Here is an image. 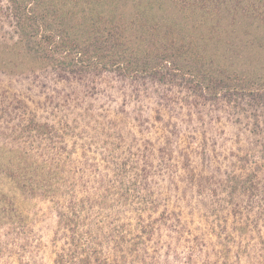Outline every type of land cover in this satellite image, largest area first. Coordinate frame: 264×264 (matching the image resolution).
Returning a JSON list of instances; mask_svg holds the SVG:
<instances>
[{
  "label": "trees",
  "instance_id": "obj_1",
  "mask_svg": "<svg viewBox=\"0 0 264 264\" xmlns=\"http://www.w3.org/2000/svg\"><path fill=\"white\" fill-rule=\"evenodd\" d=\"M0 66L47 94L32 105L29 96L0 87V169L31 197L61 203L54 235L63 246L54 264H264V145L260 156L229 162L235 151L198 138L193 126L208 109L216 120L251 115L264 131V0H0ZM112 72L138 82L134 100L165 90L159 103L172 112L185 107L186 118L196 114L185 127L188 144L177 127L161 129L155 113L143 112L146 158L119 162L128 113L118 119L87 104L106 92L99 79ZM60 81L88 88L60 90ZM80 118L107 135L88 144L104 148L99 156L87 145L77 155L84 137L66 127ZM96 157L117 174V187L107 185L110 179L105 184ZM87 174L108 186L95 200L116 190L115 203L127 206L111 207L108 216L163 192L178 202L163 212L173 223L144 224L143 208L137 223L129 216L118 222L119 215L111 231L86 228L93 199L77 194L80 186L88 189ZM33 232L11 203L0 202V264H30Z\"/></svg>",
  "mask_w": 264,
  "mask_h": 264
},
{
  "label": "rangeland",
  "instance_id": "obj_2",
  "mask_svg": "<svg viewBox=\"0 0 264 264\" xmlns=\"http://www.w3.org/2000/svg\"><path fill=\"white\" fill-rule=\"evenodd\" d=\"M16 69V72L21 70L19 67ZM24 72L26 73L29 71ZM99 83L98 88H106V92H99L97 94L99 95L97 96L98 98H90L87 100V104L89 105L91 103L90 101H92L95 109L101 107L104 112H107V109L111 114L117 112L118 119L124 117V115L128 113V121L130 122L126 125L127 128H125L127 130V135L124 134L126 138L119 140L121 144H119L120 146L116 151L117 156L119 157V162L122 163L129 159L135 163V158L140 160L142 158H146L143 157L145 154L143 153L144 150L142 147L144 144V137H146L148 134L146 132H140L143 130L141 125V113L143 112L145 115H149L152 112L155 113V123L161 129H163L165 125H169L171 128L174 127L175 129L177 127L179 131H181L179 138L183 137L185 141L183 146L188 144V130H186L185 127L186 124L193 125V119L196 114H194L192 119L190 117L186 118L187 116L185 114V107L178 106L180 110H174V112H172L173 110L168 108L169 104H167L165 100H161V103H159L160 97L165 95V90L158 92L159 95L155 93L152 94L151 91H149V96H142L143 94H141L138 96L137 100H134L137 92L134 93L132 90L139 85L138 82L124 79L119 74L112 72L104 73L102 78L99 79ZM59 86L60 90H78L83 91V93L88 88L85 84H82L79 81H71V83L60 81ZM0 87L9 93H20L24 98L29 96V103L32 105L35 104L37 100L45 99L47 95L41 92L40 87H36V85L30 80L23 79V81H21L17 74L9 72L7 73L1 66ZM49 92L52 93V91ZM171 93L180 97L177 89H174ZM95 109L94 111L96 112ZM259 109L260 111L262 110V108ZM163 111H166L164 115ZM210 111L211 110L208 109L205 110L203 113L205 117L201 118V116L198 115L199 119L195 120L198 122L193 126L197 127V129L194 130L197 131L195 134L198 138H200L202 135H205L208 142L210 143H212L214 139H218L223 144V146H225L227 149V154L229 155V147H231V150L235 151L236 154L235 156H231V160L229 162L238 161L240 163L239 156H243L248 153L260 156L262 153V146L264 145V131L258 132L260 128L252 125L254 121H257L256 117L251 115L248 117L236 112V114H233L232 116L233 119H230L228 115L224 113L221 119L216 120L215 118H211L212 113L209 114ZM50 113L51 112H46L47 115ZM158 115H161V118H158ZM236 117H239L241 120L234 121V119L236 120ZM260 124L262 126L264 124V115L261 116ZM146 126H148V123H144L143 127ZM117 128L119 130L123 127L119 125ZM66 129L70 134H78L84 137L79 138L78 144L80 149H77V155H80L79 153L85 151L84 148H81L82 145H87V151L98 156L100 155V149H104L103 147L99 146L98 150L97 144L95 142L92 144V146L88 144L94 140H104L107 135L97 134L98 130L92 128L91 124L86 123L84 120H81V118L79 122L72 125L71 127H66ZM151 137L156 139L157 136L151 135ZM163 141L164 140H162V142ZM159 143L162 145L161 139H159ZM196 144L197 142H195V144H193L191 147H195ZM112 145L113 144H107L105 145V148L111 147ZM158 148L159 146H157L155 149ZM148 155L151 158L152 152L150 151ZM95 161L101 162L102 164L100 167H104L105 169L102 174L105 184H107V180L110 179V182L107 185L109 187H117V182L120 183V181H118L119 178L113 169L108 167L107 162L103 160L101 161L100 157H96ZM87 177V182L91 179V181L87 184L88 189L86 186H80L77 194L78 198L90 196L93 199L92 201L87 202L88 206L86 212H90L92 218L87 220V226L85 227L90 228L93 226V231L97 233H99L100 230L105 231L106 229L107 231H111V228L116 226L115 222L112 220L116 216L115 212L108 216L109 211H111V207H114V209H124L125 207L127 208V206L123 205L121 202L115 203L116 199H118V191L116 190H114L104 201L95 200L94 197L100 195L108 186L103 189L98 182H94L96 177L93 174H87L86 179ZM122 186L125 187L124 185ZM2 201L11 203L14 209L17 211V219L21 218L23 222H25L28 227L34 231L32 235L34 245L31 247L33 250V258L29 259L31 262L30 264H54L56 253L63 246L62 240H57L54 235L59 220L58 209L61 203L44 200L41 197H31L27 192L19 187L16 180L11 178L6 174V172L0 169V202ZM133 202H136L135 210L117 212V219H119V215L121 216V219H119L118 222H123L124 220L126 221V217L129 216V219L132 223H137L139 219L138 211L143 208H146V210H144L141 215V217H144V219L141 220V222L144 224L151 223V221L167 222L169 221L170 217L167 215L164 217V210L169 212L172 209V205L178 203L175 197L166 198L165 193L163 192L155 194L154 200L149 198L148 200L142 201L135 198ZM82 215L85 218L87 217L86 214L82 213ZM160 217H162V219H160ZM98 223L102 225L99 227V225H97ZM171 223H173V220L169 221L168 224ZM163 231H166L165 233L167 234L166 224ZM166 234L164 237H162V240L167 239ZM28 256L29 255L27 254L25 258L28 259Z\"/></svg>",
  "mask_w": 264,
  "mask_h": 264
}]
</instances>
